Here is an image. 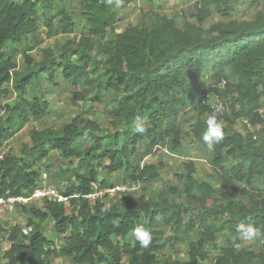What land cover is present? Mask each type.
Segmentation results:
<instances>
[{
  "label": "trees",
  "instance_id": "16d2710c",
  "mask_svg": "<svg viewBox=\"0 0 264 264\" xmlns=\"http://www.w3.org/2000/svg\"><path fill=\"white\" fill-rule=\"evenodd\" d=\"M40 1L0 0V109L6 113L0 118V143L11 139L29 119L50 112L49 99L40 95L29 97L27 87L41 75L52 80L57 69L74 86L97 84L99 90L93 102L113 94L107 111L112 127L105 131L94 119L79 113L59 128L31 129L30 143L22 146L20 155L9 153L0 160V194L9 190L11 195H29L38 185L41 172L38 164L51 150L76 159L71 171L74 181L63 191L68 200L23 206L22 211L28 210L32 217L28 224L34 225L29 234L18 224L8 227L10 244L3 254L6 264H51L47 258L50 255L69 257L76 264H122L125 256L128 264H204L203 249L219 231L237 235V226L244 223L256 227L264 236V141L258 147L252 146L250 143L255 140L249 131L230 133L221 125L223 138L213 146L216 163L221 164L226 153L235 157L236 163L221 166L219 187L198 180L194 164H187L185 172L179 175V179H185L184 205L155 202L142 195H128L123 204L99 199L91 202L85 196L92 190L91 182H99V168L109 174L130 170L127 183L159 177L161 164L134 160L139 144L147 142L153 147L166 144L177 151L182 142L179 115L187 104L185 94H195L200 89L202 75H208L214 83L226 79V66L233 67L239 76V90L248 94L245 104L237 110L233 107L232 119L248 118L258 135L255 126L262 122V115L261 93L256 89L264 84V12L254 21L216 23L203 33L193 24L178 28L173 19L159 15L151 24L129 26L105 39L118 17L113 3L82 0L81 14L87 33L66 40L58 55L49 59L34 62L29 54L24 55L28 68L19 70L14 54L24 38L38 28ZM61 1L44 0V8L52 9ZM222 1L200 0L198 21L203 22L210 6ZM58 13L67 21L62 31L72 33L74 23L70 15L64 8ZM51 24L52 17L47 16L45 25ZM92 37L100 39L95 54L91 52ZM32 48L29 46L28 50ZM8 83L16 94L13 102L4 101L10 91ZM211 90L225 100L226 87L223 90L211 87L208 91ZM212 111L200 102L199 114L205 118L193 123V133L204 145L207 144L203 134ZM220 117L219 113V123ZM137 125H144L146 131L137 132ZM105 179L99 182L102 186ZM256 179L262 181V187L255 188L257 193L250 192L248 205L239 198V193L248 190L236 181L250 185ZM213 195L218 198H211L197 213L184 219L191 200ZM49 219L60 240L59 246L44 232V223ZM209 219L211 223L202 228L197 241L188 242L187 259L158 254L171 241V237L165 241L159 238L158 222L169 226L173 237H187ZM141 224L152 230L147 248H141L132 232ZM129 233L132 241L127 240ZM249 256L248 250L237 251L228 245L221 248L212 264H264V244L253 256L257 257L256 262L244 263Z\"/></svg>",
  "mask_w": 264,
  "mask_h": 264
},
{
  "label": "rangeland",
  "instance_id": "374dc122",
  "mask_svg": "<svg viewBox=\"0 0 264 264\" xmlns=\"http://www.w3.org/2000/svg\"><path fill=\"white\" fill-rule=\"evenodd\" d=\"M111 2L118 17L114 28L107 30L105 39L111 38L117 32L124 31L129 26H134L142 22L151 24L159 15H166L173 19L178 28H182L185 24H193L203 33L211 30L212 26L216 23H228L230 21L245 23L254 21L260 13L264 12V0H223L217 6L211 5L209 15L203 22H199L197 13L200 10V0H119V2L117 0H111ZM82 6V0H63L52 9L46 10L44 8V0H41L37 7L39 12L38 28L24 38L23 42L19 45L18 52L14 54L15 60L18 63V69L26 71L28 68L24 55L29 54L34 62L49 59L50 57L58 55L66 40L73 36L86 34L88 27L81 14ZM61 8L66 10L70 15V21L74 23L72 33L62 31V26L67 21L64 16L58 13ZM47 16L52 17L51 27L45 25ZM207 35L208 33H205V36ZM92 41L94 47L91 52L95 54L100 39L98 37H92ZM29 46H33V48L28 50ZM225 71L227 86L224 91V98L227 109L224 112H220V124L226 127L230 133L240 132L246 134L247 130L243 124L238 118L232 119L231 114L233 113V107L237 110L247 102L248 94L242 89L239 90L237 84L239 82V76L234 72L233 67L230 65L226 66ZM199 82L200 89L195 94H185L187 104L179 115L182 135L180 148L174 151L166 144L156 147L149 145L147 142L139 144V151L134 157V160L142 164L150 162L161 164L159 177L144 182H137L136 189H133L130 193H109L102 199L103 201L123 204L128 195H142L155 202L165 201L174 205H184L185 196L182 191V186L185 183V179H179V175L185 172L186 166L189 163L194 164V176L198 180L208 182L215 187L220 186L219 170L221 166L235 164L236 158L226 153L222 163L217 164L215 160L217 153L214 147L209 149L207 145L198 141L193 133V123L199 118H205L204 115L199 114V104L202 102L201 96L203 93L211 88L212 79L208 75H202L199 78ZM6 86L10 91L4 101L13 102L16 94L12 91V84L8 83ZM27 88V95L29 97L34 95L47 97L51 109L43 117L29 119L23 128L13 138L9 139L11 146L10 153L12 154L20 155L22 146L25 143H30L29 133L31 129H42L46 127L59 128L79 113L94 119L105 131H109L112 127L107 111L111 106L113 94L110 93L107 97L93 102L92 98L99 90L97 84L74 86L66 81L57 69L56 75L52 80L47 78V76L41 75L38 81L32 82ZM256 91L261 93L259 112L262 115V122H258L259 125L255 126V130L258 132V139L251 141L250 144L258 147L264 141V84L259 86ZM5 115L6 113L0 109V118ZM57 152L59 151L51 150L49 155L38 165L41 166V171L45 170L49 173L50 183L59 191L63 192L74 181L71 171L76 163V159H73V157H64L61 153ZM68 158L73 160L70 164L65 161ZM105 171L103 168H99L98 172L99 182L106 178L104 187L108 188L116 184L130 182L128 177L130 170L116 171L111 174ZM236 184L247 188L248 193H239V198L248 205L251 204L250 192L257 193L258 191L255 188L259 189L262 187V181L260 179H256L250 185L245 181H236ZM211 198H218V196L213 195V197L206 199L202 196H197L191 200L189 203L190 206L188 207L190 210L185 214L184 219H187L190 213H197L199 208H202L206 202L212 200ZM41 204L43 205V203ZM69 210L70 208H68ZM18 214V216L13 218L11 224L14 222L24 223L30 226L31 229L34 228V225L28 224V220L31 217L28 210L22 211L21 209L18 211ZM218 216L221 217L220 215ZM19 218H22V220L19 221ZM35 220L38 221V219ZM210 223L211 220L209 219L204 225L192 231L187 237H173L174 233L172 229L162 222H158L157 229L159 238L165 241L171 237V241L163 249L159 250L158 254L162 257L172 256L179 260L187 259L188 242L197 241L202 228ZM43 229L48 230L49 227H43ZM0 230L3 231L2 227H0ZM127 240L132 241L130 233L127 236ZM263 244L264 236L262 234L252 240L245 241L241 239L239 234L235 235L226 231H219L216 233L215 239L210 240L203 249L206 255L202 263L212 264L215 257L220 253L221 248L228 245L233 246L237 251L244 249L251 252L249 258H244V263L256 262L257 257L254 258L253 256L257 255ZM47 258L51 261L56 257L50 255ZM127 258L125 257L122 264H128Z\"/></svg>",
  "mask_w": 264,
  "mask_h": 264
},
{
  "label": "built area",
  "instance_id": "2783aa9c",
  "mask_svg": "<svg viewBox=\"0 0 264 264\" xmlns=\"http://www.w3.org/2000/svg\"><path fill=\"white\" fill-rule=\"evenodd\" d=\"M227 80L222 79L218 83L212 82L211 87L216 90H223L226 87ZM203 103H205L210 108H214V106H219L221 111L224 112L227 109L226 101L221 97V95L215 91H206L201 96ZM239 121L243 124L245 129L249 132H252L253 140L258 139L257 133L254 131V126L252 122L246 118L242 117ZM246 131V132H247ZM11 151V146L9 144V139L4 140L0 143V160H3ZM137 182L132 183H120L116 184L112 187H104L97 181L91 182V192L86 194L85 196L91 201L102 200L107 194L114 192H130L133 189H136ZM69 196L63 194V192L59 191L55 186H53L49 181V173L45 170L40 172L38 185L34 188L31 194H22V195H11L9 194V190L5 193L0 194V227L4 228L3 231L0 230V259L6 263L3 254L4 251L9 247V233L8 228L5 227V223L12 216H16L18 211L22 209L23 206L31 207L33 205L41 206V203H44L46 200L50 201H58L65 202L67 201ZM41 202V203H40ZM40 203V204H39ZM13 224H18L22 228V231L25 234H29L32 230L30 226L24 223L14 222ZM12 224V225H13Z\"/></svg>",
  "mask_w": 264,
  "mask_h": 264
},
{
  "label": "clouds",
  "instance_id": "9594fccd",
  "mask_svg": "<svg viewBox=\"0 0 264 264\" xmlns=\"http://www.w3.org/2000/svg\"><path fill=\"white\" fill-rule=\"evenodd\" d=\"M117 2H119V0H117ZM220 111L221 109L219 106H214L212 113L207 119V129L203 134V140L209 149H212L213 146L223 138L222 126L217 119ZM135 130L143 133L146 131V128L144 125H137ZM151 231L150 228H146L143 224L133 228V235L139 241L141 248H147L150 245L152 240ZM236 231L241 239L245 241L252 240L260 235L257 228L251 224L241 223L237 226Z\"/></svg>",
  "mask_w": 264,
  "mask_h": 264
},
{
  "label": "crops",
  "instance_id": "0c3cea01",
  "mask_svg": "<svg viewBox=\"0 0 264 264\" xmlns=\"http://www.w3.org/2000/svg\"><path fill=\"white\" fill-rule=\"evenodd\" d=\"M50 109H51V106H50ZM110 120H111V118H110ZM13 138V137H12ZM54 151V150H53ZM56 151V150H55ZM58 151V150H57ZM57 153H60V152H57ZM44 160V159H43ZM42 160V161H43ZM42 161H40V164L42 163ZM66 162H68L69 164H70V162H72L73 160H71V159H66L65 160ZM75 165V164H74ZM53 179V178H52ZM51 180V179H50ZM51 182V181H50ZM19 214L17 213L16 214V216H18ZM15 217V215L14 216H12L9 220H7V222L5 223L6 225H5V227H9V226H11L12 224V221H13V218ZM18 218V217H17ZM19 221H21L22 220V218H19L18 219ZM46 224H47V227H46ZM44 227L45 228H48L49 227V229L47 230V229H45L44 230V232H45V234L49 237V238H51V239H53L54 240V242H55V245L56 246H59V244H60V240H59V238H58V235H57V233L55 232V230L53 229V222H52V220H48V221H45V223H44ZM51 235V236H50ZM126 257V256H125ZM125 259V258H124ZM123 259V260H124ZM128 259V258H127ZM56 260V261H55ZM65 261V262H64ZM76 264V263H74L69 257H56V258H54V260H51V264ZM0 264H6V263H4L1 259H0Z\"/></svg>",
  "mask_w": 264,
  "mask_h": 264
}]
</instances>
